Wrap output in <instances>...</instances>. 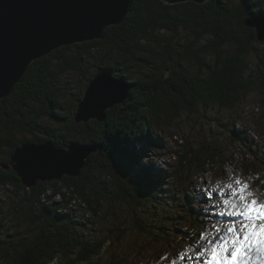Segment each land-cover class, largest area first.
Segmentation results:
<instances>
[{
  "label": "trees",
  "instance_id": "obj_1",
  "mask_svg": "<svg viewBox=\"0 0 264 264\" xmlns=\"http://www.w3.org/2000/svg\"><path fill=\"white\" fill-rule=\"evenodd\" d=\"M253 16L264 19V0H209L203 5L134 0L126 21L108 27L103 39L62 46L35 60L14 92L0 100V189L12 187L16 197V204L8 208L13 227L0 235V264H49L59 258L79 264L92 262L94 256L100 258L107 240L86 236L88 223L69 206L74 198L83 200L95 214H100L105 201L111 205L119 199L117 189L128 196L135 210L139 209L136 199L140 193L147 207L160 203L165 181L149 167L153 160L141 150L139 153L136 144L153 139L157 133L151 128L160 126L163 115L172 121L184 111L197 114L214 106L231 108L257 83L263 86L264 48L256 52V30L245 24ZM167 34H171L168 39L163 37ZM70 49L76 56L70 55ZM251 53L259 55V75L250 72ZM85 56L104 59L117 78L131 85L126 107L115 106L105 122L95 123L90 135L79 139L100 147L89 156V165L79 176L27 187L12 167L3 165L25 142L53 140L59 146L71 142L74 136L70 134L79 129L74 112L85 89L64 112L62 81L68 71H79ZM57 60L62 66L53 70ZM80 76L90 79L86 73ZM56 116L59 120L50 124L49 118ZM213 150L210 148L194 170L200 172L206 160H215ZM143 157L149 165L141 163ZM56 196L64 199L57 204ZM168 199L164 201L171 204ZM174 212L165 216L170 225L178 219ZM186 216L193 229L183 236L197 246L203 220L198 222L195 214ZM140 219L137 215L141 229L149 232Z\"/></svg>",
  "mask_w": 264,
  "mask_h": 264
},
{
  "label": "rangeland",
  "instance_id": "obj_2",
  "mask_svg": "<svg viewBox=\"0 0 264 264\" xmlns=\"http://www.w3.org/2000/svg\"><path fill=\"white\" fill-rule=\"evenodd\" d=\"M227 1L236 2L238 0ZM119 24H112L107 28ZM170 35H163V37L168 39ZM256 46V52H261L264 48V41L259 40ZM73 50L70 49L68 52L70 55L76 56V52ZM257 53L249 55V64L250 72L259 75L261 71L259 65L261 64ZM105 63L108 62L102 58L93 59L85 56L78 72L74 73V70H70L68 71L69 75L64 76L62 81L64 86L61 88L64 96L60 100L65 104L63 105L64 112H67V104L71 105L75 98L85 90L74 112V120L79 125L77 127L79 129L70 134L74 138L66 146H59L53 140H48L52 141L57 147L69 150V145L72 142L83 143L79 139H82L84 135L89 136L95 123L102 124L105 122L109 112L112 113L111 109L118 105L122 106L123 109L126 107V100L129 98L102 110V113L106 114L105 120H99L97 117L86 120L82 115L79 120L77 119L80 103L85 99L90 83L102 71H110ZM61 66V61L57 60L52 69L59 70ZM196 67V65H191V68ZM110 72L114 78H117L112 71ZM81 73L88 74L90 79L86 81L83 76H80ZM163 116L160 126H152L151 128L157 134L159 131L161 136L156 134L153 139H145V142L136 144L139 153L141 150L147 156H150L149 159L153 160H151V165L154 167L149 165L150 163H148L146 157L142 158L141 163L145 166L149 165L150 168H153L154 173L158 174L157 177L163 178L165 181L160 203L147 207L140 193L136 199L139 209L135 210V207L129 205L128 196L117 189L119 199L111 205L106 203L108 201H105L101 206L100 214H95L83 200L79 198L72 199L69 206H73L80 218L88 223L89 231L85 233L86 236L90 239L98 238L97 240H100L99 238H106L107 240L100 258L94 256L92 262L84 263V261L79 264H173V261L175 264H204V258L198 257L196 252L205 241L201 240L199 245L196 246L188 243L183 236L187 230L193 229L188 225L189 218L186 214L190 218H192V214H195L198 222L203 220L204 227L201 226L202 230L199 233H211L214 224H223L225 220L230 219V217L221 214L222 208L220 206V201L227 198L228 190L224 189V185L230 182V179L234 180L241 175L244 178L252 177V190L264 193V84L261 87L257 83L252 91L231 108L223 109L214 106L207 110L201 109L197 114L184 111L179 118L172 121L170 116ZM52 120L59 119L57 116L55 119L49 118L50 124L53 123H51ZM55 125L58 126L56 123ZM157 128L158 130H156ZM29 134L30 137L33 135L27 133V136ZM40 135H43V133ZM93 145L97 147L95 152H98L99 145ZM210 148H214L215 160L212 162L206 160L204 169L197 172L194 170L195 167H197L199 160L207 156ZM220 152L226 154L218 157L217 154ZM184 156H187L185 163L181 164L180 160ZM88 158L81 170L89 165ZM12 159L11 157V161L5 165L13 168ZM81 170L75 176H79ZM12 190V187L0 189V235L2 236H4V232H7V229L13 227L14 223L8 209L10 205L16 204V197ZM205 190L214 193L211 199L201 195ZM61 198L63 197L56 196L54 198L55 203L58 204ZM167 199L171 200L172 203L167 204L164 201ZM185 204H187L186 207H184ZM173 212L178 219L170 225L165 216ZM137 215L141 216L140 220L144 222L149 232L141 229V223L136 221ZM164 228H166V232H164ZM68 261L69 259L59 258L49 264H70Z\"/></svg>",
  "mask_w": 264,
  "mask_h": 264
},
{
  "label": "water",
  "instance_id": "obj_3",
  "mask_svg": "<svg viewBox=\"0 0 264 264\" xmlns=\"http://www.w3.org/2000/svg\"><path fill=\"white\" fill-rule=\"evenodd\" d=\"M167 4L209 0H162ZM134 0H0V100L11 95L36 59L62 46L102 39L106 28L122 23L132 10ZM245 24L264 41V19L247 17ZM80 103L77 119L97 117L108 106L129 98L131 85L102 71L88 87ZM79 143V142H78ZM72 142L69 150L52 141H28L17 147L12 166L22 183L32 187L39 180L62 179L77 175L95 145ZM91 145V146H90ZM9 168V165H4Z\"/></svg>",
  "mask_w": 264,
  "mask_h": 264
},
{
  "label": "snow or ice",
  "instance_id": "obj_4",
  "mask_svg": "<svg viewBox=\"0 0 264 264\" xmlns=\"http://www.w3.org/2000/svg\"><path fill=\"white\" fill-rule=\"evenodd\" d=\"M251 181L241 175L224 185L221 214L230 219L214 224L211 233L197 234V243L205 241L196 252L204 264H264V193L253 191ZM201 195L211 199L214 193Z\"/></svg>",
  "mask_w": 264,
  "mask_h": 264
},
{
  "label": "bare ground",
  "instance_id": "obj_5",
  "mask_svg": "<svg viewBox=\"0 0 264 264\" xmlns=\"http://www.w3.org/2000/svg\"><path fill=\"white\" fill-rule=\"evenodd\" d=\"M201 5V4H200ZM64 49V48H63ZM67 49V48H66ZM60 53V52H59ZM36 62V61H35ZM33 63V62H32ZM81 63V62H80ZM107 112V111H106ZM108 116V115H107ZM158 136H161V135H158ZM160 138V137H159ZM161 140H162V138H160ZM92 156V155H91ZM89 157V156H88ZM148 160V159H147ZM86 168V167H85ZM73 177L75 176V175H72Z\"/></svg>",
  "mask_w": 264,
  "mask_h": 264
}]
</instances>
